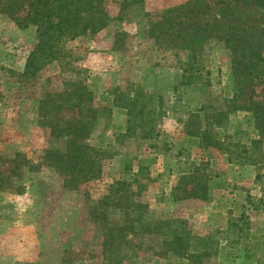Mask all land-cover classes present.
I'll list each match as a JSON object with an SVG mask.
<instances>
[{"label":"rangeland","instance_id":"374dc122","mask_svg":"<svg viewBox=\"0 0 264 264\" xmlns=\"http://www.w3.org/2000/svg\"><path fill=\"white\" fill-rule=\"evenodd\" d=\"M29 1L0 0V183L5 184L10 176L13 185L0 188V264H99L101 257L91 250V246L96 247L99 229L91 220L88 204L123 172L124 154H129L136 167L139 160L145 165L147 175L141 181L146 188L141 199L149 204L152 218L183 219L192 233L203 236L217 229L226 230L230 218L244 214L249 233L246 241L255 245L251 251L255 256L248 258L249 251L243 245L231 248L218 234L219 251L205 264H264V161L241 163L243 154H234L230 162L228 153L191 143L179 121L204 107L200 111L204 123L217 126L215 131L221 138L230 135L225 141L232 149L242 150L234 143L258 137L252 114L230 112L226 103L233 84L228 53L213 42L207 51L209 82L184 85L177 93V56L173 49H159L149 34L151 22L159 19L164 10L190 0H107L112 17L109 25L69 43L70 50L80 57L76 65L86 70L88 85L99 93L102 103L110 105L107 90L130 83L164 97L165 112L149 139L116 140L114 133L125 125L123 110L115 108L110 119L106 114L101 117L89 141L108 151L104 175L80 190L65 185V175L58 169L39 164L43 150L56 141L38 123L36 99L45 89H60L66 74L59 63H53L39 78L23 86L9 72L22 70L35 43V26H21ZM216 9L205 13L208 19L213 18ZM119 31L125 32L124 38L118 36ZM254 89V97L264 100V80ZM222 109L227 115L220 118L215 113ZM73 113L65 110L63 116L72 118ZM105 128L108 129L100 136ZM260 151L255 153L257 159ZM18 152L23 156L16 155ZM200 165L208 168L209 198H175L174 186ZM11 167L14 171L9 170ZM150 240L146 237L141 243L147 245ZM178 259L188 262L187 258ZM174 260L147 254L130 264L179 263Z\"/></svg>","mask_w":264,"mask_h":264},{"label":"trees","instance_id":"16d2710c","mask_svg":"<svg viewBox=\"0 0 264 264\" xmlns=\"http://www.w3.org/2000/svg\"><path fill=\"white\" fill-rule=\"evenodd\" d=\"M210 9L217 10L212 19L205 14ZM26 12L21 26H35V43L26 55L22 70L9 69V72L23 86L39 78L42 71L53 63H59L61 71L66 74L60 89H45L36 99L38 123L48 129L50 138L56 141L55 145L43 150L39 164L58 169L65 175V185L80 190L83 185L102 179L104 175L108 151L105 146L89 141L101 117L106 114L110 119L115 108L123 110L125 125L114 133L116 140L149 139L154 136L165 112L164 97L130 83L126 87L107 90L111 101L106 105L100 101L99 93L89 87L86 70L76 65L80 57L70 50L69 43L85 35H94L109 25L112 17L107 0H30ZM117 34L122 38L126 35L123 31ZM149 34L159 49H173L177 56V93L184 85L208 81L207 51L213 42L226 49L233 78L232 94L226 103L230 112L252 114L258 137L242 144L234 143L242 150L232 149L225 141L230 135L221 138L215 131L217 126L204 123L200 112L204 107L191 111L179 121L183 122V131L191 143L228 153L230 162H233L234 154H243L241 163L263 162L264 100L254 97V86L264 80V0H190L164 10L159 19L151 22ZM65 110L74 112L72 118L63 116ZM215 115L223 118L227 114L222 109ZM258 149L261 150L259 159L255 157ZM16 155L23 156L19 152ZM124 156L123 172L101 196L88 204L91 220L99 229L96 247L91 246L93 253L101 257L99 264H130L147 254L168 256L176 263L178 260V264H205L219 251L221 238L216 237L218 234H222V239L231 248L243 245L244 250L249 251L248 258L255 256L251 252L255 245L246 241L249 233L245 229L244 214L230 218L226 230L217 229L203 236L192 233L183 219L152 218L149 204L141 199L146 188L141 181V177L147 175L145 165L139 160L136 167L129 154ZM0 174H3L1 170ZM10 178L7 177L5 184L0 183L1 189L12 188ZM208 180L207 165H200L191 174L181 177L174 186L173 195L177 199L192 196L208 199ZM190 183L193 184L191 188L188 187ZM87 197L90 200V196ZM146 237L151 242L144 245L141 242ZM178 258H187L188 262ZM254 264L261 263L256 261Z\"/></svg>","mask_w":264,"mask_h":264}]
</instances>
